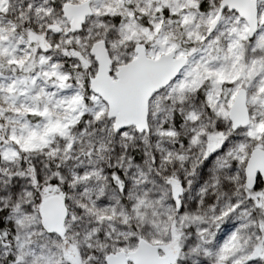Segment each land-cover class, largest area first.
I'll return each instance as SVG.
<instances>
[{
    "label": "snow or ice",
    "instance_id": "1",
    "mask_svg": "<svg viewBox=\"0 0 264 264\" xmlns=\"http://www.w3.org/2000/svg\"><path fill=\"white\" fill-rule=\"evenodd\" d=\"M0 264H264V0H0Z\"/></svg>",
    "mask_w": 264,
    "mask_h": 264
}]
</instances>
